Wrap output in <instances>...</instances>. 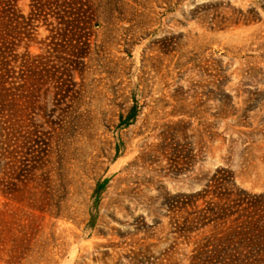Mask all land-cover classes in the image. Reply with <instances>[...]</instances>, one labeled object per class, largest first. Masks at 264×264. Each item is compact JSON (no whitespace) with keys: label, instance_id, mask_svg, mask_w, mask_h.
I'll return each mask as SVG.
<instances>
[{"label":"rangeland","instance_id":"rangeland-1","mask_svg":"<svg viewBox=\"0 0 264 264\" xmlns=\"http://www.w3.org/2000/svg\"><path fill=\"white\" fill-rule=\"evenodd\" d=\"M94 1L71 97L39 98L69 133L0 162V264H186L172 196L218 167L264 188V0Z\"/></svg>","mask_w":264,"mask_h":264},{"label":"trees","instance_id":"trees-1","mask_svg":"<svg viewBox=\"0 0 264 264\" xmlns=\"http://www.w3.org/2000/svg\"><path fill=\"white\" fill-rule=\"evenodd\" d=\"M25 1L0 0V162L4 151L13 154L17 148H40L46 157L51 137L43 139L39 127L69 133L39 98L51 96L56 105L71 95L90 53L94 27L111 12L94 0H28L26 11ZM41 24L48 33L39 39ZM33 44L40 45L39 53L30 51ZM167 207L184 213L181 222L172 223L178 238L195 235L179 262L264 264V188H245L232 171L218 167L204 188L172 196Z\"/></svg>","mask_w":264,"mask_h":264}]
</instances>
